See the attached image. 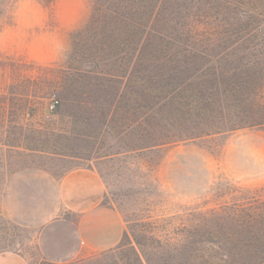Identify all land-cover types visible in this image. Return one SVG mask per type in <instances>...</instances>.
<instances>
[{
	"label": "rangeland",
	"instance_id": "374dc122",
	"mask_svg": "<svg viewBox=\"0 0 264 264\" xmlns=\"http://www.w3.org/2000/svg\"><path fill=\"white\" fill-rule=\"evenodd\" d=\"M219 2L227 28L264 31V0ZM127 5L0 0V251L28 264H209L228 252L212 242H264L261 111L210 82L175 97ZM73 168L100 177L103 215L61 205Z\"/></svg>",
	"mask_w": 264,
	"mask_h": 264
},
{
	"label": "trees",
	"instance_id": "16d2710c",
	"mask_svg": "<svg viewBox=\"0 0 264 264\" xmlns=\"http://www.w3.org/2000/svg\"><path fill=\"white\" fill-rule=\"evenodd\" d=\"M194 1L128 0L130 21L126 26L136 40L142 38L144 49H155L159 57L153 58L163 59L162 63L168 65L170 74L166 77L177 93L175 97L210 82L208 89L215 93L229 97L241 93L237 105L261 111L252 122L264 124V31L253 28L252 20L238 18L235 20L240 26L229 29L228 22L220 19V0ZM192 7L197 13L191 14ZM198 93L200 99L204 97L201 91ZM245 228L252 230L248 224ZM235 237L211 243V249L226 246L228 252L211 257L209 264H264L263 241Z\"/></svg>",
	"mask_w": 264,
	"mask_h": 264
},
{
	"label": "crops",
	"instance_id": "0c3cea01",
	"mask_svg": "<svg viewBox=\"0 0 264 264\" xmlns=\"http://www.w3.org/2000/svg\"><path fill=\"white\" fill-rule=\"evenodd\" d=\"M58 198L63 208L71 214L87 216L101 212L99 206L104 195L100 177L88 168H73L67 171L58 183ZM103 215L104 213L101 212ZM115 214L107 212L104 217ZM119 233L121 228L118 227ZM120 234L115 235L111 244H116ZM0 264H28L25 258L13 251H0Z\"/></svg>",
	"mask_w": 264,
	"mask_h": 264
},
{
	"label": "built area",
	"instance_id": "2783aa9c",
	"mask_svg": "<svg viewBox=\"0 0 264 264\" xmlns=\"http://www.w3.org/2000/svg\"><path fill=\"white\" fill-rule=\"evenodd\" d=\"M57 104H58V102L56 100L53 101L52 104H51V108H54Z\"/></svg>",
	"mask_w": 264,
	"mask_h": 264
}]
</instances>
